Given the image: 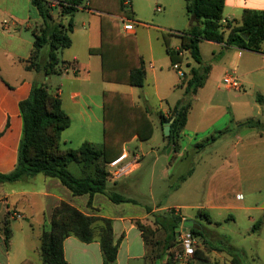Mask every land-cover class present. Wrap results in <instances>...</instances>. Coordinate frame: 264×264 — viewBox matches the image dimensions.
Returning a JSON list of instances; mask_svg holds the SVG:
<instances>
[{
	"label": "crops",
	"instance_id": "0c3cea01",
	"mask_svg": "<svg viewBox=\"0 0 264 264\" xmlns=\"http://www.w3.org/2000/svg\"><path fill=\"white\" fill-rule=\"evenodd\" d=\"M129 6L131 18L127 19L117 13H104L89 9L88 0H84L73 16L72 33L74 34L75 28L74 17L77 18V23L80 22L81 32L76 36L73 35L71 46L65 51L63 50L64 52L62 51V60L69 64V69L60 75H53L57 77L58 83L54 87L51 76L45 78L48 87L52 88L49 90L59 96L61 108L70 119V126L62 132L61 137L69 131L68 129H73L75 123H78L83 134L80 145L83 142L94 144L93 139L88 135L93 133L98 121L91 117L89 110L92 105L95 108L99 107L96 99L92 96L94 92L96 95L100 92L99 87L101 86L96 71L101 78V58L97 53H91L90 50L100 47L101 16H110L118 21L120 19L123 24L127 20L139 24L138 19H148L151 17V11H154L155 16L150 20L157 22L158 25H146V28L159 30L170 66L172 63L163 41V35L168 37L169 49L179 52L181 50L179 34L198 26L195 20L186 15L184 0H129ZM244 10L264 11V0H224L223 17L225 21L239 22ZM56 12L54 18L58 20ZM3 21H7L9 24L6 28L3 27ZM66 22L67 19H63V23ZM39 23V16L30 0H0V174H8L15 168L22 135L19 103L28 97L32 82L37 78H42L32 71L25 70L24 61L30 55L33 41L31 43L30 40L22 36L20 26L31 30L32 33ZM120 30L124 36H133L134 38L136 36L135 28L131 33H125L123 26L120 27ZM173 39L174 41H172ZM154 47L152 43L149 45V52H138L145 71L144 85L150 80L153 89L145 90L144 85L141 88L122 85L130 87L124 94L129 95L135 105L148 109V119L153 125V134L158 124L162 132L163 145L149 149L142 146L133 149L132 144L144 143L136 138L124 143L122 153L125 152L127 155L124 163L131 164L132 171L121 179L111 182H115L116 188L128 197L137 185V178L134 176L145 166L151 168L153 175L155 167L166 159L169 162L171 157L176 164L187 163L189 166H194L192 164L194 161L203 160L207 161L210 169L205 174L202 201L197 205L181 203L170 208L143 205L141 202H138L137 205L113 204L105 196L99 194L94 195L91 200L88 195L72 196L58 180L45 178L42 175L43 178H38L40 175H37L27 177L19 182L1 184L0 233L6 220L11 231V239L7 248L0 235V264H21L24 261H29L31 264H42L38 252L39 238L43 230L49 227L52 210L61 202L73 206L84 215L112 221L114 240L117 241L121 238L116 264H145L149 250L141 232L135 226V221L149 225L153 230L157 229L153 225L152 215L170 209H173L183 221L191 219L190 216L182 213V210L189 209L195 210L194 217L200 219L202 218L198 216V212L202 211L206 220L205 226L201 227L204 237L203 245L197 247L203 252V255L186 258L184 263L180 264H241V258L246 254L243 245H237L239 243H235L227 236L225 230L220 229L223 228L220 223L225 215L229 216L232 224L237 223L238 215L243 216L245 226L243 230L239 231L238 237L253 242L260 241V236L264 231V103L263 105L258 103L257 115L244 119L238 115L245 107L242 102L243 96L231 93L243 91L247 94L246 89L250 88V94H254L258 90L260 93L257 95L263 94L264 96V42L260 52L240 50L212 41L204 40L199 43L203 63L211 68L212 59L215 58V53H218L220 55L218 64H221L220 69L223 70L221 81L227 75L235 76L242 88L236 92L227 90L224 86L225 91H222L221 85L217 81L208 82L207 76L203 87L189 98L191 107L186 125L178 138V148L175 151L171 148L169 152V146H167L163 135V123L161 124L160 120L161 117L169 118L173 109L184 103L185 92L184 87L180 86L181 79L169 78L166 64L162 63L158 70L154 67L156 62H160V59L156 57L158 54L157 50L154 52ZM84 50L86 57L82 55ZM179 54L183 58V62L179 64L180 68L185 65L188 70L182 68L181 70L189 74L192 68L197 67V64L193 61H186V56H189L187 52ZM145 60H149V62ZM70 72L73 76H68ZM64 75L66 76L63 77ZM103 83H106L107 86L101 87L103 89L101 98L103 91L116 92L118 90L117 83ZM136 88L142 90L139 91ZM202 91H204L203 96L199 98ZM226 95H229L228 98ZM151 96L159 101L156 124L151 119L149 108L137 101V98H142L144 102H148ZM231 97L236 101H233ZM195 111L197 112V121L192 124ZM253 119L261 123L260 128L249 129L242 125ZM221 121L225 122L222 126H217ZM101 125L103 126L102 121ZM75 129L77 130V128ZM201 134H205V139L202 141L211 137H214V140L206 143L204 148L199 147L195 137ZM201 151L203 156L200 155ZM205 154L207 155L205 156ZM194 173L193 169L192 175L177 189L184 186L194 176ZM180 176L178 175V178ZM38 181L41 182V185L36 187ZM20 184H27L31 187L20 188ZM89 200L90 205H88ZM145 207L151 208V212L148 213ZM27 219H29L28 227L18 222ZM257 222H261V225L256 231H253L252 228ZM183 228L176 229L178 234ZM218 229L220 230L219 234L216 231ZM14 234L19 236L20 243L16 247L15 254L11 255ZM208 240H218L221 245L211 244ZM228 241L234 242L235 249L233 250L231 246L230 252L223 247V244ZM63 253L68 264H102L98 242L84 244L73 237H68L63 242ZM253 256L254 254H250L252 259ZM254 258L256 257L254 256ZM165 261L166 257H163L155 262L164 264Z\"/></svg>",
	"mask_w": 264,
	"mask_h": 264
},
{
	"label": "trees",
	"instance_id": "16d2710c",
	"mask_svg": "<svg viewBox=\"0 0 264 264\" xmlns=\"http://www.w3.org/2000/svg\"><path fill=\"white\" fill-rule=\"evenodd\" d=\"M40 19L39 26L32 32L33 45L30 55L24 61L27 71H32L37 78L32 82L28 97L19 103L22 119V135L19 141L15 168L8 174H0V185L19 182L27 177L42 175L45 178L58 180L72 196L94 195L105 196L113 204L130 203L137 205L138 201L126 197L116 188V183L108 179L109 164L121 156L123 144L136 138L140 142L151 139L153 125L148 119V109L135 105L132 98L124 93L102 92V143L101 146L83 142L77 149L61 148V134L70 126V119L61 108L57 94L52 93L45 78L60 75L69 64L59 58V53L71 46L70 34L73 31L72 18L84 0H30ZM57 2L59 10L53 7ZM124 0H88V8L104 13L121 14ZM186 15L198 23V26L179 34L181 50L173 52L169 49L167 35H163L165 47L172 63L183 62L181 52H187L197 67L189 74L184 72L181 87H184L185 101L178 109H173L169 118L161 117V124L172 119L170 135L165 137L167 146L170 141L172 149L178 148L180 132L186 125L187 115L191 107L189 98L203 87L210 66L203 63L199 51V43L212 41L240 50L260 52L264 42V11L244 10L239 22L226 21L222 24L224 0H184ZM112 6V10L108 8ZM116 11H115V10ZM56 12L58 20L54 18ZM131 18V14L129 17ZM63 19H67L63 23ZM101 58V79L103 82L126 84L141 88L145 81L143 62L138 54L136 40L133 36H124L120 30L119 21L110 16H101L100 47L90 50ZM259 104L264 103L261 95L256 96ZM249 129H258V120H248L242 124ZM214 137L197 145L203 147L213 141ZM173 157H171L170 162ZM76 164L79 176L72 174L68 167ZM190 166L185 174L178 178L179 185L193 173ZM178 186H176L177 188ZM90 200L88 205H90ZM147 212L151 208L145 207ZM160 208V206H158ZM198 216L205 218L202 211ZM152 229L149 225L135 221V226L141 232L149 250L148 238L161 230L166 237L162 245V253L151 258L149 250L145 264L150 260L166 257L164 264H172L166 253L177 243L176 229L184 227L195 238L202 239V228L191 220L183 221L173 209L153 214ZM182 225V226H181ZM261 222H257L252 230L256 231ZM0 235L5 246L10 245L11 231L5 220ZM73 237L84 244L98 242L100 245L102 264H116L120 239L114 240L112 221L109 219L87 216L73 206L61 202L51 213L48 229H44L39 238L38 252L42 264H68L64 258L63 242ZM231 250V249H230ZM228 250V252H230ZM196 257L203 252L196 247ZM21 264H31L24 261ZM236 264V263H234Z\"/></svg>",
	"mask_w": 264,
	"mask_h": 264
},
{
	"label": "rangeland",
	"instance_id": "374dc122",
	"mask_svg": "<svg viewBox=\"0 0 264 264\" xmlns=\"http://www.w3.org/2000/svg\"><path fill=\"white\" fill-rule=\"evenodd\" d=\"M112 10V6L110 5V7L108 8V11ZM115 10V9H114ZM116 11V10H115ZM130 6L126 5L124 7H122L121 10V14L124 15L126 18L129 17L130 15ZM56 12V11H55ZM55 12H53V15H55ZM81 14V13H80ZM151 17L148 19H138V23L139 24H133L134 28H135V32H136V42H137V47H138V52L139 53H144L149 52V45L150 44H154V52L155 50H157V56L160 59V62H156L155 66L156 69L158 70L160 68V65L162 63L166 64V68H168L169 73L168 76L169 78H178L180 80V78L178 77V75L176 74V72L172 69V66H170L168 57L166 55V51L162 45L161 39H160V33L159 30H152V29H147L146 25H158L157 22H153L150 19L154 18V11H151ZM158 14V13H157ZM77 16H81V15H77ZM129 19V18H127ZM74 34L72 33L70 36L72 38L73 35H77L79 32H81V26H80V22L77 23V18L74 17ZM119 25L122 28L123 23L122 21L119 19ZM21 27L20 32L22 33V36L25 39H28L31 41H33V36L31 33V30H26L25 27ZM174 41V39L172 40ZM151 42V43H150ZM65 51V50H64ZM63 51V52H64ZM63 52L59 53V58L62 59L63 58ZM153 53V51H152ZM82 55H84V57H86V53L85 50L84 52H82ZM220 55L218 53H215V58L212 59V65L211 68L209 70L208 73V82H214L217 81L219 85H221V90H224V85L221 81L222 75H223V70L220 69L221 64H218V59H219ZM188 62H191L192 59L190 58V56H186ZM147 62H149V60H145ZM146 62V63H147ZM182 69L184 70H188V68L185 65L181 66ZM69 69V68H68ZM96 75L98 77V82L100 84V86H107L106 83H103L99 73L96 71ZM66 75H64L63 77H65ZM68 76H73V74L70 72L68 74ZM52 86H56L57 83V77H52ZM165 79V78H164ZM207 80V79H206ZM206 82V81H205ZM207 82V83H208ZM221 83V84H220ZM101 87H99L100 92L98 93V95L95 94L92 96L94 99H96L99 107L95 108L92 105V108L89 110V114L91 115L92 118H96V120L98 121V125L96 126V128L94 127L93 129V133H90L88 135V137H90L91 139H93L94 144L97 146H101L102 143V125H101V121H102V110H101V103H102V98H101V91L103 90ZM116 87L118 88V90H116V92H123V93H127L126 90H128V86L126 85H116ZM50 89H52L49 86ZM145 90H152V82L149 80L148 82L145 83L144 85ZM250 88L246 89V93L241 91L240 93H231V94H238L239 96H243V103H244V108L241 111L240 116L244 117V119H247L248 117H254L255 115H257V106H258V102L256 100V96L257 93H260L258 90L256 92H254V94H250L249 91ZM141 91L142 89H137ZM175 90H179V89H175ZM180 92V91H178ZM203 92H200L199 98L201 96H203ZM140 94V93H139ZM263 96V94H261ZM225 96V95H224ZM227 96V95H226ZM229 96V95H228ZM227 96V98H228ZM233 96V95H231ZM264 97V96H263ZM232 98V97H231ZM136 99V98H135ZM233 101H236L235 99L232 98ZM137 101H139L142 105H145L149 108V110L151 111V119L153 120L154 124L157 123V114L156 112H158L159 110V101L154 98L153 96L150 97V100L148 102H144V99L137 98ZM169 101V99H168ZM165 103V100L163 101V104ZM236 103V102H235ZM238 103V100H237ZM263 105V104H260ZM251 108H253V110H251ZM233 111L235 112V110L233 109ZM197 112H194V115L192 118H194L193 123L194 124L197 121ZM225 121H221L217 124V126H222V124ZM157 128L154 131L153 137L144 143H135L132 144L131 147L134 148H140L141 146L144 148L149 149L151 148H155L158 147L160 145H163V137H162V132L160 131V127L156 126ZM77 128V130L75 129ZM69 131H67V133L63 134L61 137V148L63 149H77L80 146V140L82 137V129L78 127V123H75L73 129H68ZM76 130V131H74ZM205 134H201L195 137V140L200 143L202 140L205 139ZM194 140V141H195ZM205 147V145L203 146V148ZM208 149V148H206ZM201 156H203V152L201 151L200 153ZM207 154H205L206 156ZM192 164L194 165V176L184 185L181 186L180 189H177L179 187V182H178V175H182L185 174L186 171L189 169V164L187 163H182V164H176L175 162H168V159H166L165 161H163L162 163H159L154 170V173L152 175V170L149 166H145L141 171L136 173V176H134V178H137V185L135 187V190L133 191L132 194H130V196L128 197H132L134 199H136L138 202H141L143 205H158L160 207H165V208H170L171 206H174L175 204H181V203H188L189 205H197L198 203H200L202 201V197L204 195L203 193V189H204V183H205V179L206 176L205 174L207 173L208 169H210L207 165V161H203V160H197L192 162ZM215 165V164H214ZM214 167V166H213ZM69 171L74 174L76 177L79 176V167L76 164H70L68 167ZM38 178H43L41 175ZM41 185V182H37L36 187H39ZM176 186H178L176 188ZM20 188L23 187H31L30 185H23L20 184L19 185ZM177 189V190H176ZM182 213L185 215H188L191 217V221L195 222L196 224H199L201 227H204L206 224V220L204 218L200 219V218H195L194 217V213L195 210H182ZM21 224H24L25 226L28 227V223H29V219L27 220H20L18 221ZM245 219L243 218V216L241 217L240 215L237 216V223L236 224H232L230 223L229 220V216L227 217V215H225L222 219V222L220 223V226H222L223 229L226 231L227 236L231 239L234 240L235 243H239L237 245L242 244L244 247V251H245V256L243 258H241V264H264V231L260 236V241L258 242H253L252 240H248V239H242L241 237H238V233L239 231L243 230V227L245 226ZM218 232V234L220 233V230H216ZM166 235L165 233H163L161 230H158L155 232L154 236H151L150 238H148V241L150 242L149 244V250H151V258H154L155 256L158 257V255H160L162 253V245L164 243V239H165ZM195 239V245L196 247L198 246H202V240L200 238H194ZM202 239H204V237L202 236ZM14 243H13V249H12V253L11 255L15 254V250L17 245H19L20 243V238L19 236H17V234H14L13 237ZM177 240L178 243L171 248V250L168 251V253H166L167 258L170 260V262L172 264H180V263H184L183 261H185L184 259H180L179 255H181L182 253V246L180 243V234L177 235ZM232 240V241H233ZM209 243L211 244H218L221 245V243L218 240H208ZM234 242H227L226 244H223L226 249L230 250L229 248L232 246V249L234 250ZM236 245V246H237ZM235 253V252H234ZM239 253H241V250H239ZM236 254V253H235ZM250 254H254V256L256 258L253 259L252 257H250ZM237 258V257H236ZM148 264H154L152 262V260H150L148 262Z\"/></svg>",
	"mask_w": 264,
	"mask_h": 264
},
{
	"label": "built area",
	"instance_id": "2783aa9c",
	"mask_svg": "<svg viewBox=\"0 0 264 264\" xmlns=\"http://www.w3.org/2000/svg\"><path fill=\"white\" fill-rule=\"evenodd\" d=\"M123 5H129V0H124ZM53 7H55L56 10L60 9V6L57 2L54 1ZM134 23L132 21H124L123 24V31L125 33H131L134 29ZM222 24H226L225 20H222ZM9 24L7 21H3V27H7ZM69 68V67H68ZM68 68H65V71L68 70ZM172 69L176 72L178 77L182 79L184 77V72L181 70L179 64H174L172 66ZM223 84L227 90H232L239 92L242 88L240 85L237 77L227 75L223 78ZM127 155L126 153H122L121 156H119L117 159L113 160L109 164V176L108 179L110 181H117L121 179L122 177L128 175L132 171L131 164H125L124 161L126 159ZM180 243L182 246V253L179 255L180 259H186L191 258L195 254L196 245H195V239L190 233V231L186 228H183L180 231Z\"/></svg>",
	"mask_w": 264,
	"mask_h": 264
},
{
	"label": "water",
	"instance_id": "95a60500",
	"mask_svg": "<svg viewBox=\"0 0 264 264\" xmlns=\"http://www.w3.org/2000/svg\"><path fill=\"white\" fill-rule=\"evenodd\" d=\"M181 107V104L178 106V109ZM172 123V119L169 121H166L163 123V135L165 137L170 135V125ZM174 141L171 140L170 141V146L168 147V152L171 150V148L173 147ZM179 235V234H178Z\"/></svg>",
	"mask_w": 264,
	"mask_h": 264
}]
</instances>
